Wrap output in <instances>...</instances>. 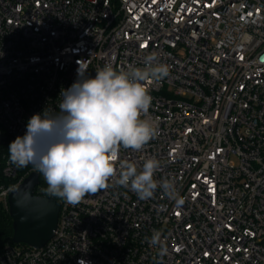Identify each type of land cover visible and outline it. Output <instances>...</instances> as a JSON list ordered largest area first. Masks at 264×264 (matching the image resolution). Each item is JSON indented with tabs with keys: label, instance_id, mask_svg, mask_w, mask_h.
<instances>
[{
	"label": "built area",
	"instance_id": "obj_1",
	"mask_svg": "<svg viewBox=\"0 0 264 264\" xmlns=\"http://www.w3.org/2000/svg\"><path fill=\"white\" fill-rule=\"evenodd\" d=\"M0 53L6 210L35 171L10 163L8 146L34 114L59 111L77 61L91 76L106 63L143 67L152 53L169 66L147 85L159 134L120 160L155 156L156 178H174L182 201L160 189L140 200L114 179L77 205L56 197L52 238L7 242L0 264H156L153 230L168 249L163 264H264V0H0Z\"/></svg>",
	"mask_w": 264,
	"mask_h": 264
},
{
	"label": "clouds",
	"instance_id": "obj_2",
	"mask_svg": "<svg viewBox=\"0 0 264 264\" xmlns=\"http://www.w3.org/2000/svg\"><path fill=\"white\" fill-rule=\"evenodd\" d=\"M77 63L76 81L60 92L59 111L47 107L28 120L26 133L8 146L10 163L18 168L32 165L43 175L47 192L71 205L106 190L113 179L140 200L153 198L160 189L181 203L175 179L156 178L158 158L147 157L141 165L120 160L121 149L139 152L159 134L149 116L153 97L147 85L165 79L169 66L152 53L143 67L129 64L117 70L106 63L92 77L82 60ZM145 239L158 246L156 264H163L168 249L161 233L153 230Z\"/></svg>",
	"mask_w": 264,
	"mask_h": 264
},
{
	"label": "water",
	"instance_id": "obj_3",
	"mask_svg": "<svg viewBox=\"0 0 264 264\" xmlns=\"http://www.w3.org/2000/svg\"><path fill=\"white\" fill-rule=\"evenodd\" d=\"M39 182V172L30 173L8 198L13 242L36 248L44 246L54 235L61 210L56 197L35 193Z\"/></svg>",
	"mask_w": 264,
	"mask_h": 264
},
{
	"label": "trees",
	"instance_id": "obj_4",
	"mask_svg": "<svg viewBox=\"0 0 264 264\" xmlns=\"http://www.w3.org/2000/svg\"><path fill=\"white\" fill-rule=\"evenodd\" d=\"M47 187V183L41 176L40 183L35 188V193L39 195H50L47 192ZM12 235V218L10 217L8 210L0 204V250L7 242H13Z\"/></svg>",
	"mask_w": 264,
	"mask_h": 264
}]
</instances>
